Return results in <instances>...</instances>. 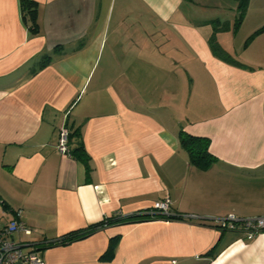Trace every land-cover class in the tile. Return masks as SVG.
<instances>
[{
	"label": "crops",
	"instance_id": "0c3cea01",
	"mask_svg": "<svg viewBox=\"0 0 264 264\" xmlns=\"http://www.w3.org/2000/svg\"><path fill=\"white\" fill-rule=\"evenodd\" d=\"M33 1L35 29L20 0H0V228L21 209L31 233L14 238L42 264H264V230L215 226L264 216V32L243 45L264 24V0L229 36L244 29L241 44L216 32L232 60L184 0ZM62 126L86 159L56 149ZM180 130L208 137L214 162H190ZM162 199L187 218L52 243Z\"/></svg>",
	"mask_w": 264,
	"mask_h": 264
},
{
	"label": "trees",
	"instance_id": "16d2710c",
	"mask_svg": "<svg viewBox=\"0 0 264 264\" xmlns=\"http://www.w3.org/2000/svg\"><path fill=\"white\" fill-rule=\"evenodd\" d=\"M236 2V14H235V21L230 27L229 23L223 22L221 26H214L213 25V33L211 34L209 38V43L212 51L222 57L224 60H232V57L229 56L225 50L217 43L215 34L216 32L223 31V30H228L229 28H232V30L235 32L238 27L240 26L241 22L243 21L248 5L250 0H234ZM20 5L22 7V10L24 11V14L28 13L31 21H32V28H36V16H35V11H36V2L33 0H20ZM219 21V20H218ZM217 30V31H216ZM216 31V32H215ZM264 32V24L256 28L254 31H252L244 40V46L247 45L255 36H257L259 33ZM51 59L50 54H45L42 57V60L38 63L37 67L33 68V71L35 72L39 68H42ZM179 142L180 144L186 148L188 151L189 155V160L196 166H199L201 168H206L210 164H212L215 160V156L209 151V138L205 136H197V135H192L189 134L185 131L180 130L179 132ZM70 155L74 156H81L84 159L85 155L84 153H78L76 151L71 152ZM181 218H187L185 214H176V213H149L148 211H141L138 213H134L132 215H127V216H122V215H116V216H110V217H104L102 220L93 223L87 227L84 228H78L74 229L71 231L66 232L63 234L61 237L53 241L52 243H57V244H67L70 243L74 240H78L81 238H84L91 233H93L95 230L102 228L106 224H111V223H120V222H129L133 220H143V219H181ZM216 225V223H215ZM108 256L110 257L113 254V242L109 245L108 251H107Z\"/></svg>",
	"mask_w": 264,
	"mask_h": 264
},
{
	"label": "built area",
	"instance_id": "2783aa9c",
	"mask_svg": "<svg viewBox=\"0 0 264 264\" xmlns=\"http://www.w3.org/2000/svg\"><path fill=\"white\" fill-rule=\"evenodd\" d=\"M69 129L62 126L58 132L56 149L63 154L70 155L68 148ZM169 199L153 202L149 213H169ZM188 216V215H185ZM216 227L220 230H240L247 237H253L264 230V216L241 218L233 214L216 219ZM31 229L22 218V210L15 211L14 216L0 228V264H42L38 251H23L25 241L15 239V235L29 234Z\"/></svg>",
	"mask_w": 264,
	"mask_h": 264
},
{
	"label": "rangeland",
	"instance_id": "374dc122",
	"mask_svg": "<svg viewBox=\"0 0 264 264\" xmlns=\"http://www.w3.org/2000/svg\"><path fill=\"white\" fill-rule=\"evenodd\" d=\"M235 8L236 2L234 0H184L181 11L185 12V14L190 15L191 20L194 21V23H196L201 29L205 26L212 27L213 33V25L218 27L221 26L223 22H227L229 23L230 27H232L235 21ZM224 31L225 30H223L222 32ZM231 31L229 32L230 34H223L227 36L229 44H241L240 41L242 40V38L240 39V37L244 33V29L239 32V35L234 41H232L234 39V36H231V39L229 38V36L233 35L234 32L232 28ZM217 32H219V30ZM216 41L221 46H228V43H226L222 39H216Z\"/></svg>",
	"mask_w": 264,
	"mask_h": 264
}]
</instances>
